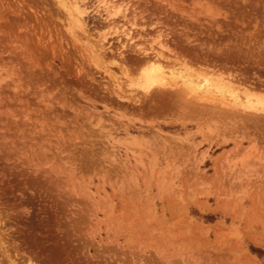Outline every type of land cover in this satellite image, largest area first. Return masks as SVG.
<instances>
[{
	"label": "rangeland",
	"instance_id": "374dc122",
	"mask_svg": "<svg viewBox=\"0 0 264 264\" xmlns=\"http://www.w3.org/2000/svg\"><path fill=\"white\" fill-rule=\"evenodd\" d=\"M161 50L259 104L264 0H0V264H264V120L123 96Z\"/></svg>",
	"mask_w": 264,
	"mask_h": 264
},
{
	"label": "bare ground",
	"instance_id": "6f19581e",
	"mask_svg": "<svg viewBox=\"0 0 264 264\" xmlns=\"http://www.w3.org/2000/svg\"><path fill=\"white\" fill-rule=\"evenodd\" d=\"M75 3L71 2L67 5V8L73 9L75 12L77 8L74 5ZM111 16H117L118 18H121L123 20H127L125 13L123 11H120L119 8H113ZM135 18V17H133ZM136 19V18H135ZM134 19V20H135ZM133 20V19H132ZM133 20V22H134ZM132 22V23H133ZM135 25V24H132ZM161 38V35L158 37ZM105 41V37L103 36L101 38V42ZM129 41V40H128ZM158 45L161 49L170 52L171 50H168L164 45L160 44V41L158 40ZM124 48V46L121 48V50ZM129 48V47H128ZM94 57L101 59L102 56H104L106 53H110V49L103 47L102 45H99L97 48L92 49ZM131 52L132 54L139 53V50L136 52L129 50V51H120L117 53V58L119 59L118 62L114 61L112 64L119 68V71L124 74L127 73L129 66V62L126 59L127 55ZM161 52H156L152 55L147 54H138V57L140 58V62L145 65L143 74H142V80L144 81V84L142 86H138L137 90L134 92H127L123 93V96H129L128 98L138 103L137 105L140 107L141 102L139 98L137 99V93L141 94L142 100H147V98L150 97H156L157 99H171L172 97H175L178 101L184 100L186 102H191L194 100V105H196L197 109L201 112H208V111H215V113L219 112L222 114H229L231 117L236 116H245L246 118L250 120H264V95L259 94L260 102L259 104L253 105L252 103L245 102V104H241L239 100L229 91L232 87V80L233 77H227L225 78L223 75L218 73V80L219 82H223L227 86V91L230 92L228 94L229 99H224L220 96L219 93L211 94L208 92V94H202L200 96L196 95L195 86H193L191 83H189L188 80H185V78H179L181 83L174 82L173 80V74H171L172 69L168 70L166 69L165 65H163V62H168L169 59L165 57ZM172 52V51H171ZM112 54V53H110ZM113 55V54H112ZM114 56V55H113ZM115 58V56H114ZM182 65H184V69L186 70V73H189V68L185 66V61H181ZM184 63V64H183ZM216 73V72H215ZM217 74V73H216ZM229 80V81H228ZM231 81V82H230ZM231 86V87H230ZM253 86H245L244 90V96L248 99L250 97L256 96L255 93H253ZM227 92V93H228ZM207 93V91L205 92ZM218 94V95H217ZM261 95V96H260ZM173 99V98H172ZM215 115V114H214ZM224 116V115H223ZM226 117V115H225ZM221 117V118H225ZM249 121V122H252ZM232 128V127H231ZM243 151V149H242ZM236 152V151H235ZM232 154V153H231ZM247 157V156H246Z\"/></svg>",
	"mask_w": 264,
	"mask_h": 264
},
{
	"label": "trees",
	"instance_id": "16d2710c",
	"mask_svg": "<svg viewBox=\"0 0 264 264\" xmlns=\"http://www.w3.org/2000/svg\"><path fill=\"white\" fill-rule=\"evenodd\" d=\"M256 252H261V251H256Z\"/></svg>",
	"mask_w": 264,
	"mask_h": 264
}]
</instances>
